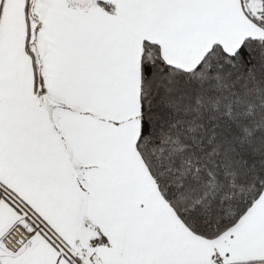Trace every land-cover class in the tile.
<instances>
[{
    "label": "snow or ice",
    "instance_id": "6c2138e0",
    "mask_svg": "<svg viewBox=\"0 0 264 264\" xmlns=\"http://www.w3.org/2000/svg\"><path fill=\"white\" fill-rule=\"evenodd\" d=\"M0 264H264V0H0Z\"/></svg>",
    "mask_w": 264,
    "mask_h": 264
}]
</instances>
